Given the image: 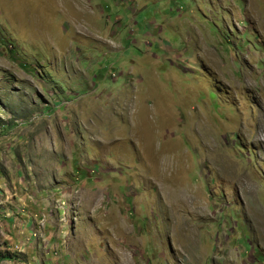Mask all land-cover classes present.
<instances>
[{
	"label": "rangeland",
	"instance_id": "1",
	"mask_svg": "<svg viewBox=\"0 0 264 264\" xmlns=\"http://www.w3.org/2000/svg\"><path fill=\"white\" fill-rule=\"evenodd\" d=\"M264 0H0V264H264Z\"/></svg>",
	"mask_w": 264,
	"mask_h": 264
},
{
	"label": "bare ground",
	"instance_id": "2",
	"mask_svg": "<svg viewBox=\"0 0 264 264\" xmlns=\"http://www.w3.org/2000/svg\"><path fill=\"white\" fill-rule=\"evenodd\" d=\"M256 141H257L258 143H263V142H264V139H260V138H259V139H257Z\"/></svg>",
	"mask_w": 264,
	"mask_h": 264
}]
</instances>
